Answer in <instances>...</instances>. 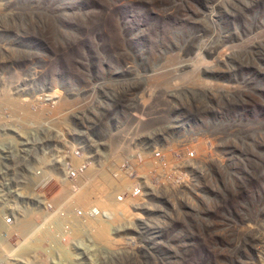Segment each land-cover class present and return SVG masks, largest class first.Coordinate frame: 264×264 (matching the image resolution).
I'll return each instance as SVG.
<instances>
[{"label":"rangeland","instance_id":"obj_1","mask_svg":"<svg viewBox=\"0 0 264 264\" xmlns=\"http://www.w3.org/2000/svg\"><path fill=\"white\" fill-rule=\"evenodd\" d=\"M64 120L81 158L108 159L120 131L166 164L143 170L136 215L22 264H264V0H0V129L28 138L14 157L0 138V207L56 192L29 178Z\"/></svg>","mask_w":264,"mask_h":264},{"label":"built area","instance_id":"obj_2","mask_svg":"<svg viewBox=\"0 0 264 264\" xmlns=\"http://www.w3.org/2000/svg\"><path fill=\"white\" fill-rule=\"evenodd\" d=\"M68 126H71V120H64L56 125V132H61V140H54L49 151L38 154L35 170H30L29 189H42V196H47L44 190L47 184L53 181L57 185L54 190L56 192L47 196V204H40V211H33V204H39V199L27 198L25 201L23 195V202L20 204L7 206V201L2 203L0 253L2 251L5 255L0 256V262L22 264L25 255L31 254H39L40 260L60 262V244L63 243L68 246L66 253L70 258V244L78 238H85L87 245L94 225L104 223L109 224L107 226L111 228L116 225L112 211L120 212V207L125 205L136 215L137 212H133V201L143 200L139 197L138 186L147 188V185L151 184L144 181L143 170L156 167V161H159L160 165L166 164L165 148L138 147L137 138L140 135L129 137L128 132L120 131L112 133L120 134L123 146H113L109 137L106 142V147L109 148L108 159H101V151H98L97 158H81L77 143L67 140ZM38 128L33 127L30 131ZM85 131L91 138V146L95 147L91 132L89 129ZM0 138H6L7 143L16 145V149L11 153L12 157L22 150L28 141L25 131L9 127L0 129ZM3 151L4 149H0V158H3ZM23 162L28 168L27 159ZM48 163L58 164L59 172H49ZM100 177L109 182L105 189L108 197L104 203L110 210L100 208L99 203L88 193L89 187ZM29 181H25L26 184ZM21 225L25 226L23 234L14 228ZM11 233L14 235H10ZM11 237L14 238L12 241Z\"/></svg>","mask_w":264,"mask_h":264}]
</instances>
